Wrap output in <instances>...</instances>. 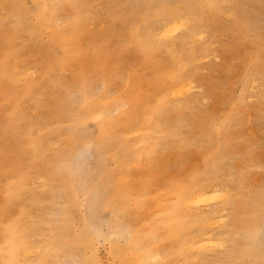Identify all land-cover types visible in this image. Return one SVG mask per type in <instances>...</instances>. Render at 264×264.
<instances>
[{
	"label": "rangeland",
	"instance_id": "374dc122",
	"mask_svg": "<svg viewBox=\"0 0 264 264\" xmlns=\"http://www.w3.org/2000/svg\"><path fill=\"white\" fill-rule=\"evenodd\" d=\"M8 232L12 264H264V0H0V264Z\"/></svg>",
	"mask_w": 264,
	"mask_h": 264
},
{
	"label": "bare ground",
	"instance_id": "6f19581e",
	"mask_svg": "<svg viewBox=\"0 0 264 264\" xmlns=\"http://www.w3.org/2000/svg\"><path fill=\"white\" fill-rule=\"evenodd\" d=\"M178 18H173L172 21H176ZM178 95V94H177ZM175 96V95H174ZM200 192H195L193 193L187 201V205L191 206L193 205L192 202L194 203L195 200H198L201 195L199 194ZM107 209H110L111 212H114V206L112 204H108L106 206ZM64 231H66L65 235H66V244L68 246V250L72 251V253H79L81 250L85 249L86 247L89 246V242L87 240L86 234L88 233L89 229L88 226L86 225V223L83 225L81 234L74 236L73 238H67L69 237V233H68V225L65 224L63 226ZM5 246L7 245V249H3L6 250L5 253L7 252L6 255V263L7 264H12L13 262V258L14 256L18 253V248H16L15 246V236H13L12 234H9V232L7 233V236L5 237ZM129 251V255H127V257H123V259L121 258V264H143L142 261L139 259L138 255H136L134 252V248L132 249L131 247L128 249ZM26 253V252H25ZM114 254L115 255H120L118 249H114Z\"/></svg>",
	"mask_w": 264,
	"mask_h": 264
}]
</instances>
